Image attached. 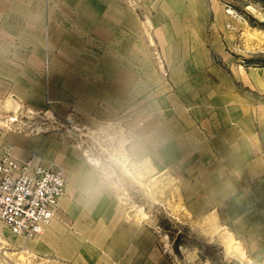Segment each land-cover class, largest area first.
Returning a JSON list of instances; mask_svg holds the SVG:
<instances>
[{
  "label": "crops",
  "instance_id": "crops-1",
  "mask_svg": "<svg viewBox=\"0 0 264 264\" xmlns=\"http://www.w3.org/2000/svg\"><path fill=\"white\" fill-rule=\"evenodd\" d=\"M206 5L203 0H153L142 6L151 27L149 46L161 52L166 66L167 75H160L157 88L174 90L160 92L157 100L144 97L142 108L156 104L157 153L173 154V161L162 167L171 166L180 180L189 214L242 263L264 264V76L260 68L241 65L225 47L227 34L218 26L227 21L205 16ZM66 7L85 10L82 19L92 23L95 38L111 33L110 56L133 58L135 12L127 2L88 0ZM103 19L109 20V31L102 27ZM207 23L211 27L202 32L200 26ZM243 37L237 35L238 42ZM75 69L89 75H62L56 82L52 78L61 92L51 93L61 97L60 102L95 104L107 95L100 65L57 71ZM133 72L125 67L127 90L134 89ZM150 120V113L141 114L142 143L147 145L143 160L151 151L150 134L144 133ZM76 178L78 183L60 200L43 236L29 243L14 241L9 255L1 248L0 264H152L151 259L160 256L151 245L150 230L128 221L123 204L111 199L102 180ZM175 179L163 181L177 186ZM176 195L178 186L174 198L179 200Z\"/></svg>",
  "mask_w": 264,
  "mask_h": 264
},
{
  "label": "rangeland",
  "instance_id": "rangeland-1",
  "mask_svg": "<svg viewBox=\"0 0 264 264\" xmlns=\"http://www.w3.org/2000/svg\"><path fill=\"white\" fill-rule=\"evenodd\" d=\"M80 1L88 0H0V158L10 149L18 160L38 156L53 168L61 167L65 194L78 183L76 177L80 181L102 180L111 199L123 204L128 221L150 230L151 245L160 253L151 259L152 264L157 260L161 264H246L218 237L209 235L204 225L197 226L199 222L183 204L180 180L173 176V168L163 170V164L173 161V154L157 153L156 104L143 110L142 100H157L160 92L174 90L157 88L160 75H167L166 66L161 52L149 46L151 27L142 8L153 0H124L135 12L132 27L137 49L133 58L109 55L113 49L111 33L103 34L100 40L95 38L92 23L82 19L85 10L66 7ZM203 2L207 4L205 16L227 21L218 27L227 34L225 47L234 52L241 65L264 68V0ZM105 21L109 22L103 19L102 27L109 31L111 25ZM200 27L206 32L211 26ZM239 34L244 36L240 42ZM89 64L101 66L107 95L95 104L76 105L63 104L61 97L53 96L51 92L61 89L57 91L52 85V78L56 82L62 75L73 79L89 75L80 69L62 74L57 70ZM112 65L118 73L111 70ZM126 66L134 70L133 90L125 88ZM8 102L20 104L19 112L15 113ZM113 102L116 104L112 106ZM143 113H150L151 118L149 133L144 131L150 134L151 148L146 160L142 153L147 147L142 143ZM171 176L179 187V200L174 198L177 186L170 184L172 180L163 181ZM178 201L183 209L176 211L174 203ZM58 211L59 207L56 215ZM2 228L8 229L0 223V249L7 252L5 255L13 252L14 241L29 243L43 236L26 239Z\"/></svg>",
  "mask_w": 264,
  "mask_h": 264
},
{
  "label": "built area",
  "instance_id": "built-area-1",
  "mask_svg": "<svg viewBox=\"0 0 264 264\" xmlns=\"http://www.w3.org/2000/svg\"><path fill=\"white\" fill-rule=\"evenodd\" d=\"M10 151L0 158V223L14 236L33 239L56 215L66 193L64 172L38 156L18 160Z\"/></svg>",
  "mask_w": 264,
  "mask_h": 264
},
{
  "label": "bare ground",
  "instance_id": "bare-ground-1",
  "mask_svg": "<svg viewBox=\"0 0 264 264\" xmlns=\"http://www.w3.org/2000/svg\"><path fill=\"white\" fill-rule=\"evenodd\" d=\"M7 104H11L10 102H8ZM12 106H13V111L15 112V113H17V112H19V110H20V108H21V106H20V104H17V103H12L11 104ZM10 107V106H9ZM10 108H12V107H10ZM57 168H59V169H61V170H63L61 167H58L57 166ZM171 205V204H170ZM174 205H175V210L177 209V208H179L180 210H182L183 209V207H182V205H181V203H180V201H178V202H175L174 203ZM177 211V210H176ZM140 213V212H139ZM139 213H137V214H139ZM142 215V214H141ZM187 215V214H186ZM134 216H136V215H134ZM133 216V218H135ZM188 216V215H187ZM129 218V217H128ZM130 219V218H129ZM195 224V223H194ZM197 224V226L200 224V222L199 223H196ZM46 228V227H45ZM44 228V229H45ZM44 231V230H43ZM43 233V232H42Z\"/></svg>",
  "mask_w": 264,
  "mask_h": 264
}]
</instances>
